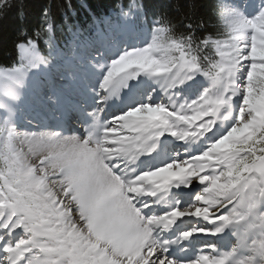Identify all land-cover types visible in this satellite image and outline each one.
I'll use <instances>...</instances> for the list:
<instances>
[{"label": "clouds", "instance_id": "clouds-1", "mask_svg": "<svg viewBox=\"0 0 264 264\" xmlns=\"http://www.w3.org/2000/svg\"><path fill=\"white\" fill-rule=\"evenodd\" d=\"M147 2L148 0H63L61 4L57 0L58 12L65 14L63 23H60L57 12L53 11L51 0H49L48 6L43 10L38 29L32 36L14 42L20 63L12 62L11 66L0 64V72L4 73L2 76L14 77L15 73L12 70L21 64L19 47L21 44L30 46L29 42L37 44L39 40L54 45L58 39L55 35L57 29L61 32L66 31L68 34L86 32L87 25L82 26L75 20L77 14L87 12L91 17L90 23L113 18H119L124 22H134L137 17L143 22ZM100 3L107 6V14L101 11L100 16H97L92 5ZM172 6L179 13L180 18L176 20V16H168L167 13L166 18L165 12L158 11L149 42L141 48L130 51L147 49L154 36L163 37V34L167 33V36H175L178 40L184 41V47L189 49V52H181L180 55L183 58L190 54L191 62H195L198 69L210 70L222 59L231 65L233 71L226 81L227 86L219 85L221 90L217 92V86L213 87L212 82L207 79L210 81V87L204 89L211 90L214 97L227 96L229 102L227 115L222 111L213 114L211 109L202 111L199 120L203 123H200L199 128L203 129V132L191 143L204 138L208 133H213L218 122L225 130L215 139H211L202 152L185 160L191 161L188 168L200 176L198 183L204 186L202 191L211 192L216 203L220 205L216 211L225 217L234 214L238 218L231 227L234 229L236 242L230 251L237 248L238 236L246 241V246L239 248L235 264H264V255L253 250L264 244V67L259 68L253 82L252 66L248 63L252 49L247 43L251 34L252 46L258 49L254 59L264 64V0H259V3L255 5L256 11L252 15L248 14L251 6L249 0H214L213 3H209V0H187V9L191 13L187 19L191 22L185 21L182 0H174ZM201 6L205 7L207 15H196V10ZM229 11L237 13L238 19L226 15ZM180 23H184L185 27L191 31L176 33L175 30ZM236 24L240 27H235ZM208 28L213 31H204L203 36L198 34L200 30ZM160 29L165 31H158ZM23 33L22 31L19 35L24 36ZM49 56V63H51L54 57L51 54ZM217 56L219 59L216 58ZM152 67L160 68L162 72H170L169 79L175 76L171 69H165L161 64H153ZM219 71L223 72L224 68H220ZM194 78L188 79L191 81ZM161 80L162 86L165 85L163 76ZM17 84V98L13 100L17 108L14 112L23 110L28 86L26 79ZM204 90L196 99L201 98ZM178 95V93L168 95L170 104L185 103L186 99L180 102L173 99ZM234 98H238V109L235 110L233 117ZM49 99L54 103L52 98ZM207 115H211L212 119H205ZM150 116L154 114L144 110L132 118L142 119ZM3 117L8 118L6 114H3ZM230 117L232 119L229 122ZM25 119L32 125L31 128H17L13 120L6 127L12 129L14 135L11 137L7 133L0 135V200L8 201L7 205L0 207V216L5 217L2 220V226L7 225L14 213L17 225L22 224L24 235L21 239H31L38 233L36 239L39 244L45 247L62 246L60 253L41 256L40 259L44 264H69L72 257L65 253L72 250L73 256L77 254L82 256L88 251L86 241L93 239L88 232L87 217L83 216L80 206L69 193L68 170H58L55 167L57 158L49 156L48 149L37 150L27 142L25 134L40 136L55 133L58 134V139L64 137L84 139L85 137L76 133L68 134L63 129L56 130L46 125L41 126L27 117ZM112 119H120V117ZM192 122H196L195 118ZM225 122H229V125L226 126ZM95 139H99V136ZM136 161L137 159L131 155L116 148H101L95 156L96 163L119 179L121 195L128 204L133 208L142 209L146 205L138 206L139 198L148 195L152 183L161 177L146 171L136 174L135 168L132 167ZM178 170L187 171L188 169L178 168ZM29 171L31 175L18 183L17 178L23 177ZM200 173L204 175L201 176ZM41 179L44 181V186L36 189L35 184ZM12 188L34 192L38 198L32 199L25 196L17 202ZM204 211L207 212L208 209ZM76 233H79V236ZM4 264L7 262L5 261Z\"/></svg>", "mask_w": 264, "mask_h": 264}, {"label": "snow or ice", "instance_id": "snow-or-ice-1", "mask_svg": "<svg viewBox=\"0 0 264 264\" xmlns=\"http://www.w3.org/2000/svg\"><path fill=\"white\" fill-rule=\"evenodd\" d=\"M11 6L10 0H0V13ZM226 15L238 19V14L235 12L229 11ZM235 27H240V25L236 24ZM158 31L164 32L165 30ZM29 43L30 46L27 44L19 46L21 64L12 70L16 74L17 83H22L30 70L39 68L41 65L47 66L50 61V56H42L35 43ZM247 43L252 49L248 63L252 66L251 76L254 82L259 68L264 67V64L254 59L258 49L252 46L251 34ZM181 52H189V49L184 47V41L171 35L154 36L147 49L123 52L107 65L99 87L108 95L101 97V102L116 95L120 88L127 87L129 80L136 79L140 75L157 78L163 76L166 84L162 86V90L167 96L174 94L176 88L188 82L189 77L197 75L209 79L213 87L227 86L226 81L231 77L233 70L226 61L222 59L214 68L203 71L197 68L195 62H191L190 54L182 58ZM161 53L164 54L161 55ZM157 63L163 65L165 69H171L175 76L169 79L170 72H162L160 68H153L152 65ZM220 68H224V71H219ZM2 75L4 73L0 72V76ZM11 98L15 100L17 93L11 94ZM228 103L227 96L214 97L211 90H204L200 99H186L182 105L142 103L131 108L116 116L120 119H111L98 125L99 139H95L91 132L84 139L78 137L58 139V134L55 133L40 136L25 134L27 142L37 150L48 149L49 156L57 158L55 167L58 170H68L70 173L67 177L69 193L80 206L83 216L87 217L88 232L93 239L86 241L88 251L82 256L79 254L73 256L72 250L65 253L72 257L69 264H184L183 261L170 258L168 255L172 244L189 239L198 232L217 235L236 223L238 218L234 214L225 217L217 212L216 209L220 205L216 203L211 192L204 191L197 194L194 197V203L186 208L173 207L162 215H145L142 209L133 208L121 195L119 179L95 162L96 153L101 148H116L138 159L141 155L155 151L160 138L165 135L186 143L191 142L203 132V129L199 128L200 123H203L199 120L201 112L211 109L213 114H218ZM144 110L153 113L154 116L142 119L132 118ZM102 111L103 109H100L92 114L96 121L100 120ZM193 118L196 120L195 123L192 122ZM205 119H212V116L207 115ZM4 133H7L9 137L14 135L12 129L0 126V135ZM190 163L191 161L177 157L154 170H146L148 173L161 177L152 183L148 195L155 197L160 192L169 191L173 186H190L193 181L200 180V176L188 168ZM178 168L188 170L180 171ZM30 175L31 171L23 177H18L17 182L26 180ZM43 186L42 179L35 184L36 189ZM9 187L11 188V185ZM12 193L16 195L17 202L25 196L32 199L38 198L34 192H24L16 188H12ZM7 204L6 199L0 200V207ZM204 209L208 211L205 212ZM184 217L197 218L203 220L205 224L193 225L190 230L182 232L175 241L157 238V229H167L178 219ZM3 219L5 217L0 216V220ZM4 228L22 229V224L17 225L13 213ZM6 235L8 233L0 235V252L3 253L0 257V264H4L5 261L7 264H21L26 254H32L29 264H44L40 259L41 256H51L62 251V246L45 247L39 244L36 239L38 233L34 234L31 239L19 238L15 242L5 239ZM76 235L79 236V233ZM238 241L237 248L230 252L213 255L201 251L188 264H235L239 248L246 246V241L239 236ZM253 250L264 255V244ZM212 251L215 252L214 246H212Z\"/></svg>", "mask_w": 264, "mask_h": 264}, {"label": "bare ground", "instance_id": "bare-ground-1", "mask_svg": "<svg viewBox=\"0 0 264 264\" xmlns=\"http://www.w3.org/2000/svg\"><path fill=\"white\" fill-rule=\"evenodd\" d=\"M249 3L251 6L248 9V14L252 15L256 11L255 5L259 3V0H249ZM132 31H133L132 27H130L128 24L122 25L121 33L117 35L116 40H114V42L112 43L109 41L108 45L104 48V53L108 56V60L111 61L115 58H118V56L123 52L125 46L133 47L136 46V43L137 44L141 43L140 41L142 40H139L138 38L133 36ZM95 59H96L95 56L94 57L90 56L89 60L91 61V63L80 64V66L88 71H93L95 63L97 64V62L101 60L100 57H97V61H95ZM106 69L107 67L104 69V73ZM39 71L40 68L32 69L28 72L27 77L24 78L27 80L28 86L25 93V102L23 105V110L20 111L21 115L17 117L11 116V106H16L11 98V94H15L18 91L16 74L14 75V77L0 76V114L2 117L3 114L7 115L8 118L6 120L8 123L14 120L17 128L32 127V125L26 122L25 118L27 117L35 122H38L41 126H45L47 123H50L53 124L54 129L60 130L65 128L66 126L65 113L66 111H68L70 112L69 113L70 120L72 119L73 121H79L85 123L82 130L86 129L88 134L91 132L94 138H96L97 136L100 135L99 131L97 130L98 125L103 124L106 121H110L113 117L118 116L119 114H117L115 110L117 107L121 106L122 104L126 103L125 112L130 110L131 108L139 106L142 103H153V104L164 103L166 105L170 104L169 101H165V100L160 102L159 101L160 99L157 94L156 95L153 94L149 98L142 97L143 94L149 92L150 90L145 89L142 92L141 89H135V86L137 84V78H136L133 80H129L127 82V87L120 88L118 93L116 95L111 96V98H109L107 101L101 102V97L104 96V90H103L102 93L98 96L97 101L95 102L94 105L92 104L87 105V107L91 111L93 110L98 111L100 109H103V111L100 113L99 121H96L93 115L92 117L84 116L85 118H83L78 114L76 109L77 106H72L71 108L64 109L65 102H63V98L61 94L60 96L58 95L56 97L57 104L55 105L54 103H52L51 100L49 99L51 97L50 90L47 91L44 89L41 91L40 103L30 99L31 97L30 94L28 93L31 86L34 85L35 82H37V75ZM97 77L98 76L93 77V79L90 81L92 83L91 89L92 90L94 89L96 91L97 89L95 87L96 86L95 80L97 79ZM159 81H160L159 83L163 84L162 80ZM198 81L201 82V80H199L198 78L193 79V82H198ZM182 87L183 86L178 87V90L182 92L181 94H184V91L181 90ZM94 90L93 92H96ZM69 94L73 96H77L81 100L80 96L75 91H72ZM28 100L29 102L27 103ZM180 101L181 99L179 100V102ZM233 107L238 108V98H234ZM226 111L224 112L225 115H227ZM231 119L232 117L229 118V122L231 121ZM229 122H225V125L226 126L229 125ZM223 130L225 129L222 128L221 124L218 122L217 127L213 130V133H208L204 138L197 140L194 143L191 142L186 143L183 141H179L177 138L172 137L170 135H165L160 138V141L158 142L155 151H153L151 154L141 155L137 159L136 163L132 165V167L135 168L136 174H139L140 172L146 170H154L157 167L163 166L165 163H169L173 159H176L177 157L181 159H187L193 155H197L207 147L211 139H215L217 135L222 134ZM68 131H69L68 134L75 132V131L72 132L71 125L68 127ZM182 144L185 149H188V151L181 150L180 153H175L176 151L175 148L177 147V145H182ZM168 145H170V147H167ZM151 163H155V165H152ZM203 187L204 186L199 184L198 181H193V183L190 186H184V185H181L179 187L173 186L169 191H167L170 194V199L163 198V195L166 192H160L155 197L151 195H145L139 198L140 205L138 206L147 205V207H142L143 214L145 215H149L150 213H151L150 215L153 214L162 215L165 212H168L166 205L170 204L171 202H173L174 207L185 208L184 196L188 194L190 191L194 190L195 188L199 189V192H201ZM143 197H145V199L147 200L144 201ZM1 221L2 220H0V222ZM204 224L205 222L203 220H198L197 218H193V217H184L178 219L177 222L171 225L169 229H157L158 238L162 240H166L169 237L170 233L173 231H176L177 233H182L184 231L190 230L193 227V225L202 226ZM182 225L185 226L184 230L180 229ZM17 230L18 229L12 230V232L10 233V235H8V237L14 236L15 238H19L20 235H16ZM227 233H230V236L228 238L225 237ZM233 233H234V229L229 227L226 228L222 233H219L217 235H221L225 243L230 244L232 248L233 244L236 242V236ZM196 234H199V232L195 233L194 235ZM204 234L210 235L207 233ZM192 237L186 240L192 241L191 239ZM0 257H2L1 252H0ZM31 257L32 254H26L25 256V258H27L28 261L31 260ZM21 264H27V262L23 259L21 261Z\"/></svg>", "mask_w": 264, "mask_h": 264}, {"label": "trees", "instance_id": "trees-1", "mask_svg": "<svg viewBox=\"0 0 264 264\" xmlns=\"http://www.w3.org/2000/svg\"><path fill=\"white\" fill-rule=\"evenodd\" d=\"M59 2L62 4L63 0H59ZM213 2L214 0H209V3ZM10 3H12V6L5 9L3 13H0V64L4 66H11L12 62H16L17 51L14 42L18 41V39L23 40L25 37L33 35L34 31L38 29L41 23L43 10L48 6L49 0H10ZM51 3L53 11L57 12L58 21L63 23L65 14L58 12L56 7L57 0H51ZM173 3L174 0H148L143 24L150 25V23H154L158 11L165 12L166 18L167 15L176 16L175 19L178 20L180 15L173 9ZM182 8V11L185 13V21L191 22L187 19L191 14L190 10L187 9V0H182ZM92 9L97 16H100L101 11L107 14V6L104 3L93 4ZM196 15H207L205 7H199L196 10ZM69 19L72 18L69 17ZM75 20L83 26L91 21V17L87 12H82V14H77ZM101 20L99 22H101ZM22 31L24 32V36L19 35ZM175 31L176 33H181L191 30L187 29L184 23H180ZM204 31L211 32L213 29L208 28L200 30L198 34L203 36ZM55 35L58 38L55 43L60 46L66 44L70 39V34L66 31L61 32L59 29L56 30ZM164 36H167V33H164ZM36 46L44 55H47L53 50V45L50 47V45L44 41L38 40Z\"/></svg>", "mask_w": 264, "mask_h": 264}, {"label": "rangeland", "instance_id": "rangeland-1", "mask_svg": "<svg viewBox=\"0 0 264 264\" xmlns=\"http://www.w3.org/2000/svg\"><path fill=\"white\" fill-rule=\"evenodd\" d=\"M144 34H145V30H144ZM147 35H148V38H149V39H147L146 41H147V43H148L149 40L151 39L152 32L148 33ZM141 40H142V39H141ZM147 43H146V44H147ZM133 44H135V43H133ZM133 44H132V45H133ZM146 44H145V45H146ZM136 45H137V43H136ZM142 47H143V46H142ZM129 50H132V49H129ZM129 50H127V51H129ZM162 54H164V53H161V55H162ZM103 75H104V74H103ZM202 77L205 78L204 76H202ZM195 78H198V79H199L200 77L197 75ZM90 81H91V80H90ZM90 81H89L88 83L84 84L85 86L82 85V86H79V87H75V89L77 90V93H78V94H80V95H82V96L84 95V96H83V100H80L82 103H86V102L88 101V99H86V95H85V94L83 93V91H82L83 86H84V89H85V90H90V94L92 95V97H95V94H96V93L91 91V90H92V89H91V85H92V83H91ZM100 81H101V79H99V80L96 82V86H95L96 89H97L98 86L100 85ZM201 81H202V80H201ZM71 82H72V81H71ZM71 82L68 83V84H74V83H71ZM57 83H58V82H57ZM58 84H59V83H58ZM68 84H67V85H68ZM68 86H69V90H73V89L70 87V85H68ZM56 88H58L57 85H56ZM182 88H183V87H182ZM93 90H94V89H93ZM94 91H96V90H94ZM97 91H98V90H97ZM202 91H203V90H202ZM200 93H201V92H200ZM198 95H199V94H198ZM142 97H145V94H143ZM72 99H77V97L73 96ZM72 99H71V100H72ZM181 101H182V100H181ZM94 111H95V110H93V111L90 110L91 113H94ZM7 123H8V122H7ZM7 123H6L4 120H3V121L0 120V126H6V125H8ZM73 125L77 126V125H79V123H73ZM71 130H72V126H71ZM82 137H86V136H82ZM175 150H176L175 153H180V152H177V147L175 148ZM193 191H194V195H193V197L190 198V199L188 200L187 203L185 202V204H186L187 207L190 206L192 203H194V197H195L197 194L200 193V192H199V189H197V188H195ZM195 193H196V194H195ZM150 214H151V213H150ZM150 214H149V215H150ZM20 238H21V237H20ZM1 253H2V252H1Z\"/></svg>", "mask_w": 264, "mask_h": 264}]
</instances>
